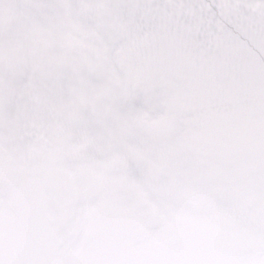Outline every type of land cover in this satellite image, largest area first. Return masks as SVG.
Masks as SVG:
<instances>
[{
	"label": "snow or ice",
	"instance_id": "obj_1",
	"mask_svg": "<svg viewBox=\"0 0 264 264\" xmlns=\"http://www.w3.org/2000/svg\"><path fill=\"white\" fill-rule=\"evenodd\" d=\"M0 264H264V0H0Z\"/></svg>",
	"mask_w": 264,
	"mask_h": 264
}]
</instances>
